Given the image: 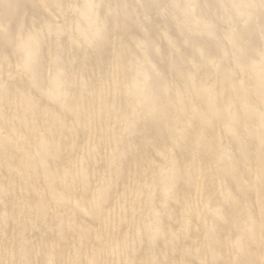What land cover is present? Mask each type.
<instances>
[{"label": "bare ground", "instance_id": "bare-ground-1", "mask_svg": "<svg viewBox=\"0 0 264 264\" xmlns=\"http://www.w3.org/2000/svg\"><path fill=\"white\" fill-rule=\"evenodd\" d=\"M0 264H264V0H0Z\"/></svg>", "mask_w": 264, "mask_h": 264}, {"label": "rangeland", "instance_id": "rangeland-1", "mask_svg": "<svg viewBox=\"0 0 264 264\" xmlns=\"http://www.w3.org/2000/svg\"><path fill=\"white\" fill-rule=\"evenodd\" d=\"M146 27H147L146 30L153 29L152 26H150V25H146ZM45 65L47 66L46 69H49L50 68L49 65H47V64H45ZM110 92H111V90H110ZM109 126L112 127L113 125H110L109 124Z\"/></svg>", "mask_w": 264, "mask_h": 264}]
</instances>
